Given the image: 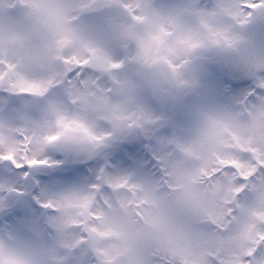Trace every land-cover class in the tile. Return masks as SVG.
I'll return each mask as SVG.
<instances>
[{"label": "rangeland", "instance_id": "374dc122", "mask_svg": "<svg viewBox=\"0 0 264 264\" xmlns=\"http://www.w3.org/2000/svg\"><path fill=\"white\" fill-rule=\"evenodd\" d=\"M26 1L28 4L22 5V1L19 0H0V29L13 28L18 31L17 34L5 32L4 36H0V63L13 65L19 75L33 76L38 72L49 75V59L42 62L41 69L36 68L32 59L31 45L34 37L31 29L38 21L48 25L54 9H58V13L61 14V4L69 14L78 8L77 5L82 0ZM157 2L162 5H176L199 3L201 0H132L134 5L137 3L140 5L137 11L141 17L140 19L132 17L133 32L131 27L128 31L116 25L120 40L128 35L127 31L130 38H135L137 49L133 53V59L143 67L151 61L163 63L166 60L173 64L180 63L188 57L192 49L211 46L214 43L222 47L227 41L237 42V34L244 33L240 30L241 27L226 22L216 13L194 9L165 12L154 7ZM211 2L212 0H203L204 4ZM125 14L126 12L121 17L124 18ZM143 18L147 20V34L143 33ZM46 32L40 38L48 40ZM156 34L163 39H155ZM18 36L22 37L21 44L16 43ZM250 36H253L252 30L246 31L242 38L246 40ZM76 51L78 54L83 53L81 44L77 46ZM236 52L237 50L232 53L241 59L242 52L239 51L238 54ZM245 52L248 73L252 66H256V54L250 50V46ZM113 56L111 51L105 49L104 52L95 54L94 58L103 63L104 67ZM211 73L218 74V71ZM215 80L212 85L208 83L203 85L194 103L186 104L190 118L184 129L194 128L195 131L194 138L184 137V140L180 141L181 151H177L182 153L181 157L169 156L171 145L166 149L167 154L166 152L163 154L172 173L171 190L161 188L159 182L155 180L139 183L129 181L123 176L133 173H136L138 178L157 175V165L150 164L146 158L147 154L137 155V160L132 162L125 161L124 155H119L114 163L113 160L109 161L108 157L115 153L111 142L106 140L111 129L103 128V131H99L102 130V125H98L99 119L89 113L90 109L95 110L91 102H87L83 110L71 113L67 110L65 102H59L56 98L38 109L34 115L30 113L25 116L17 125L0 122V149L8 148L10 152L20 151L17 147L20 143L17 137L25 132L29 135V140L38 145V150L45 146L42 143L43 137H51L56 133L63 135L69 127L84 132L89 139L93 136L104 138L100 143L104 145L102 148L104 151L93 165L88 162L94 160L92 158L96 156L97 140L93 142V147L77 154L70 162L60 158L57 151H53L50 153V159L61 161L60 163L45 166V169L35 174L32 179L28 181L23 179L21 187H14L21 192L25 190L26 198L21 199L20 195L12 193L11 202L0 206V247L14 248L21 257L22 264H62L64 260L62 253L81 243L79 226L87 225L91 221L94 225L89 228L91 246L112 260L113 264H142V254L148 247L163 248L176 258L178 264H208L207 255L212 241L202 239L187 223L190 217L210 218L215 215L213 203L202 189V178L209 174V170H219V167L214 165H228L229 161H236L229 163L231 165L246 168L247 166L236 158L237 154L242 150L253 149L259 141H264V108L249 110L247 120H251L250 123L238 122L240 119L238 114L241 109L243 110L238 102L257 92L259 85L234 87L233 95L227 97L225 95L227 77L216 76ZM127 84L131 85L130 88L133 85L132 82ZM18 87L32 92L39 91L37 87L25 82H20ZM207 88L213 89L214 92L208 91ZM235 99L237 102H234ZM114 102L106 94L105 105L110 108L112 107L109 106L110 103ZM149 102L139 98L132 106L141 113V125H144L145 118L149 115L148 110L152 106ZM224 111L230 115H226L221 121L220 116ZM110 113L114 114L112 111ZM124 115L128 113L118 114L119 117ZM108 117L110 118L109 115ZM136 128L140 129L139 126ZM228 133L232 134L231 139L227 138ZM24 143L27 144L28 141ZM205 143L210 144L209 151L203 149ZM138 158L143 162L146 160L150 162L146 166L147 170L139 166ZM3 168L12 171L5 162L0 161V169ZM101 169L117 174L105 177V182L110 184L115 192L110 198L105 197L102 202L97 200L94 190L86 186L95 181ZM3 177V173L0 172V183L7 186ZM36 180L39 181L38 185L35 183ZM122 194L125 199L120 202L117 196L120 197ZM2 199L3 197H0V200ZM45 199H51L59 208L56 217L51 209L42 206ZM17 202L20 204L18 203L19 208L16 209ZM7 207L16 211L7 213L5 212ZM257 207L259 215L260 210L264 209H260V205ZM52 219L54 234L52 238H48L45 234L51 227ZM8 229L20 231L26 236H12L7 233ZM248 235V230L242 225L235 239L242 243Z\"/></svg>", "mask_w": 264, "mask_h": 264}, {"label": "snow or ice", "instance_id": "6c2138e0", "mask_svg": "<svg viewBox=\"0 0 264 264\" xmlns=\"http://www.w3.org/2000/svg\"><path fill=\"white\" fill-rule=\"evenodd\" d=\"M80 9L72 19L80 22L79 31L62 35L56 41L61 50L57 56L55 75L40 74L33 76L19 75L15 67L9 63H0V122L17 125L28 114H35L56 98L71 101L73 96L87 88L106 87L110 80L96 66L95 54L105 49L114 54L111 63L118 68L125 66L126 60L133 59L134 45L124 46L119 43L120 34L116 21L131 10L133 19H140L138 9L140 5L132 0H121L120 3H110L107 0H82L77 5ZM154 7L165 12H179L194 9L212 12L220 15L226 22L237 27L259 29L264 31V0H212L211 3H183L176 5H162L156 3ZM155 39L163 38L156 34ZM219 42V41H217ZM84 44L86 51L78 54L76 49ZM123 58H119V57ZM259 88L251 93L246 100L238 102L243 109L257 110L264 108V69L258 73ZM20 82L35 86L39 91L32 92L18 87ZM117 132H109L111 138ZM62 133L51 137H43L45 145L38 150V145L29 140V135L20 133L17 137L20 143L19 152H10L8 148L0 149V161L12 169H0L8 180L20 178L28 181L35 174L50 164L61 161L51 160L50 153L58 151L71 157L73 153L61 143ZM28 141L27 144L24 142ZM35 153V154H34ZM246 168L236 165H224L218 171L209 170V174L202 178V189L213 203L215 215L210 218L190 217L187 221L190 229L202 239L211 240L207 255L208 264H264V210L257 215L258 205L264 209V141H259L253 149L240 152L236 156ZM157 165V175L138 178L135 174L123 175L127 180L139 183L158 181L161 188H173L172 173L162 154L154 158ZM19 173V175H17ZM112 172L101 169L94 182L86 184L94 190L97 200L103 201L111 197L113 189L105 182L106 176H113ZM35 183L38 185L39 181ZM71 187V186H69ZM68 188V187H66ZM17 191L14 187H7L0 183V206L11 202V194ZM59 213V208L51 199H45L42 205ZM53 217V218H54ZM248 230L249 235L242 243L236 241L241 226ZM80 241L75 248L65 250L62 264H113V261L91 246L89 228L94 227L91 221L87 225H80ZM12 236H26L14 229L6 230ZM54 221L48 228L46 237L52 238ZM142 264H178L176 258L168 251L159 247H148L142 254ZM0 264H22V259L14 248L0 247Z\"/></svg>", "mask_w": 264, "mask_h": 264}, {"label": "flooded vegetation", "instance_id": "af4514ba", "mask_svg": "<svg viewBox=\"0 0 264 264\" xmlns=\"http://www.w3.org/2000/svg\"><path fill=\"white\" fill-rule=\"evenodd\" d=\"M25 4L27 3L22 2V5ZM65 11L66 9L63 4L60 5L61 14L58 13V9H54L48 25L45 24V31L32 40L31 52L32 47L39 40H43L48 46V59L50 62L49 75L56 74V58L61 51L57 47L56 41L62 35H69L79 31L81 27L79 21L72 19V17H75L78 14L80 9L77 8L74 12H70L69 14ZM132 22V15L129 12H126L125 17L119 18L116 21V24L123 29L130 31V27L132 29L133 26ZM38 23L34 26L36 27ZM240 30L244 33L248 31L246 28ZM251 30L253 31V36L248 37L246 40L242 38L244 33H239L240 35L237 34L238 41L235 43L227 41L222 47L214 43L211 46L205 45L192 49L187 58H184L180 63L178 62L176 64L166 60L163 61V63H154L151 61L150 63L145 62L147 64L143 67V65H138L134 59H131L126 60L124 67L118 68L111 63V60L114 58L113 56L111 60H108L105 63L106 66L103 67V63L98 62L94 58L96 66L104 73H107L110 77L107 86L87 88L73 96L71 101L63 98H57V101H64L67 110L71 113L83 110L84 105H86L87 102H91L92 105L95 106V110L92 108L93 110L90 109L89 113L91 116L96 115L99 119L98 125H102V130L99 129V131H103V128H109L111 129V132H117L113 137L110 138L107 136L106 138L107 141L111 142L112 149H115L114 155L111 154L110 157H108L109 161L113 160V163L115 159H118L119 155H124L125 161L132 162L137 160V155L140 156L147 154L146 158L149 159L151 163L147 160L143 162L138 158L140 161L139 166L147 170L146 166L149 163L151 165L156 164L154 158L159 154L163 155L170 145L172 149L169 156L172 155L174 158H177V156L180 155V158L182 155V153L179 152L181 151L180 141L182 142L184 137L194 138L193 135L195 131L194 128L189 129L186 127V129H184L186 122L190 118L189 110L186 109V104L190 102L194 103V100L198 98L199 92L202 90L204 84L208 83L212 85L214 81H216V76H226L227 88L225 89V95L227 97L233 95L232 89L234 87L259 85L258 73L261 69H264V31L259 29H249V31ZM128 31V35L124 36L119 43L124 46L129 44L134 45V53L137 49L136 41L134 37H129ZM5 32L8 34H17L18 31L13 28L0 29V36H4ZM45 32L49 38L48 40L40 38ZM261 40L262 45L258 47V43ZM16 43H22L21 36L17 37ZM81 46L84 49L83 52H85V45L82 43ZM249 46L250 50L256 54V66H252L251 70L247 73V63L244 53H246L245 51ZM219 48H221L222 51ZM231 50H237L236 54L241 51V59L234 56L232 53L233 51ZM217 54L218 57L216 58ZM107 55L109 56L110 54L107 53ZM40 56L41 54L38 53L37 57L39 58ZM119 58L123 57L121 56ZM32 59L36 68L41 69L42 63L35 60L33 53ZM212 71H218V74H213L211 73ZM17 73L19 72L17 71ZM200 73L203 74L202 77H199ZM121 80H125L126 83L132 82V87L130 88L129 86L131 85L127 84L128 88L122 90L120 87ZM207 89L208 91L211 90L210 88ZM107 91L109 92V95H111L112 100L115 101L114 103H110L109 106H112L110 108L105 105ZM211 92H214V90L212 89ZM142 95L143 97H141ZM211 97H213V93L211 94ZM139 98L150 101L149 103L152 105L148 110L149 115L145 118L144 125H139L140 129L136 128L137 125H133L124 130L120 129L117 122V119L119 118L118 114L120 112L129 113L131 109H133L132 106L136 104ZM109 111L114 112V114H111ZM242 118L243 117H241V119ZM67 130L68 131L64 134L71 138H75V134L79 132L70 127ZM231 135V133H228L227 138L231 139ZM91 140L93 142L97 140L96 156L95 158H92L94 160L91 159L92 161L88 162L93 165L95 161H97L98 156L104 151L102 149L104 145L100 144L104 139L103 137L93 136ZM91 147H83L81 153L88 151ZM175 149L176 151H179L176 152L174 151ZM248 150L250 149L242 150V152ZM165 154H167V152ZM126 156H128L129 159ZM65 161L70 162L71 160ZM232 162L236 163V161H229L228 163ZM116 165H118V163H116ZM133 174L136 175V173ZM114 192L115 191L113 190V193ZM10 212L12 211L10 210L7 213Z\"/></svg>", "mask_w": 264, "mask_h": 264}, {"label": "bare ground", "instance_id": "6f19581e", "mask_svg": "<svg viewBox=\"0 0 264 264\" xmlns=\"http://www.w3.org/2000/svg\"><path fill=\"white\" fill-rule=\"evenodd\" d=\"M26 1V0H24ZM143 33L147 34L148 30V25H147V20L143 18ZM121 88L126 89L127 85L124 80L120 82ZM234 102H237V99L234 100ZM225 113V115H223ZM222 113L220 117H222L220 120L223 121V117H226V115H230V113H226L225 111ZM140 111L139 109H133L132 112L128 113V115H124L123 117L118 118V127L122 130L129 128L131 125H140L141 124V117H140ZM228 118V117H227ZM139 122V123H138ZM228 122V121H227ZM51 165V164H50ZM19 175V173H17ZM3 181L7 184L9 187H21L23 184V179L20 178L18 180H8L5 176L3 177ZM124 194L121 195V199L124 200Z\"/></svg>", "mask_w": 264, "mask_h": 264}, {"label": "water", "instance_id": "95a60500", "mask_svg": "<svg viewBox=\"0 0 264 264\" xmlns=\"http://www.w3.org/2000/svg\"><path fill=\"white\" fill-rule=\"evenodd\" d=\"M43 30V28H40L38 30L41 31ZM262 45V40L260 41L259 46ZM33 52L35 54V58L37 59V53L40 52L41 53V57L39 59L45 60L47 58V56L49 55V49L48 47L43 44L42 42L36 44L33 48ZM199 76H202V73H200ZM76 139L82 141V143L84 144V146L89 147L92 145V143L90 141H87L85 139V134L83 133H77L76 134ZM61 143L69 150L73 153V155L71 157L66 156L64 153L60 152L62 155H64L65 157H67L68 159L72 158L74 156V153L79 151L81 149V146L79 144V142H75L74 140H70L67 136H61ZM204 150L208 149V145L204 146L203 148Z\"/></svg>", "mask_w": 264, "mask_h": 264}]
</instances>
